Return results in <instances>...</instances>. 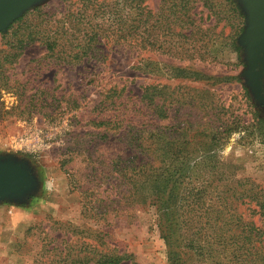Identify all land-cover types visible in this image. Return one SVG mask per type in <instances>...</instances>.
<instances>
[{
  "label": "rangeland",
  "instance_id": "1",
  "mask_svg": "<svg viewBox=\"0 0 264 264\" xmlns=\"http://www.w3.org/2000/svg\"><path fill=\"white\" fill-rule=\"evenodd\" d=\"M92 1L45 0L14 25L18 34L26 25L57 26L53 53L36 40L5 61L12 39L0 33V76L22 91L21 108L30 98L46 101L23 119L0 120V153L27 158L39 180L27 203H0V264H85L77 261L88 252L133 257L121 264H168L149 188H139L145 175L131 176L132 163L118 159L142 151L121 137L129 129L153 131L178 122V141L184 139L179 145L195 151L171 164L185 169V182L205 180L217 165L223 180L249 178L264 186V96L257 101L243 76L245 14L237 2L241 18L225 0H104L117 3L127 25L145 21L75 58L70 39L83 41V23L101 0ZM172 1H178L175 10ZM106 19L98 15L90 22L102 20L103 27ZM175 68L177 77L169 71ZM148 84L177 92L176 102L166 100L171 118H158L153 105L140 99ZM227 127L236 129L224 132ZM217 128L215 155L202 151L204 135ZM143 193L147 199L140 204L136 198ZM253 209L238 207L245 219L264 227Z\"/></svg>",
  "mask_w": 264,
  "mask_h": 264
},
{
  "label": "trees",
  "instance_id": "2",
  "mask_svg": "<svg viewBox=\"0 0 264 264\" xmlns=\"http://www.w3.org/2000/svg\"><path fill=\"white\" fill-rule=\"evenodd\" d=\"M87 1H90V6H93L92 0ZM225 1L233 6V9L230 6L233 16H240L241 18L242 15L234 5V1ZM172 6L175 10L178 7V1H172ZM35 10L37 8L27 13H32ZM27 13L15 20L5 32H2L3 36L12 39V43H6L7 49H10L11 52L5 56V61L18 57L22 49L36 40H42L50 53L56 51L59 46V39L56 35L57 26L52 29L51 25L47 27L44 25L41 30L36 29V25L33 27L26 25L24 33H17L18 28L14 25L24 21ZM140 14L141 11L138 16ZM98 15L101 17L107 15L108 25L102 27V20L96 23L90 22L92 18ZM87 16H90L91 19L83 23L81 29L83 41L73 43L77 37L70 39L73 50L69 54L75 58L78 55H90L93 50L98 49L96 48L97 44L107 43L109 36L118 38V36L128 35L127 32L131 29L138 30L145 21L138 18L134 19V23L127 25V17L117 7V3L104 2V0L95 4V7H92V13L87 14ZM87 16L83 15V17ZM237 30L240 31V29ZM76 31H80V29H76ZM49 33L53 35L51 36ZM233 38L234 34L231 40ZM232 44L234 45V43ZM76 48L79 49L77 53L74 52ZM169 71L174 77L178 76V68ZM140 72L147 75L154 70L140 69ZM141 90L140 99L153 105L155 115L158 118L167 119L170 117L171 112L166 100L170 102L178 100L177 92L174 89L170 90L166 84H148L143 86ZM111 93L112 97L116 94L115 91ZM21 94L22 91L14 90L8 85L4 74H1L0 120L9 115L15 119H23L25 114H30V111L42 107L46 102L44 100L39 102L30 98L21 108L23 103ZM105 95L104 99L107 97ZM102 123L100 122V124ZM218 129L204 135L206 140L203 141L202 151L208 150L209 154H214L215 143L220 140L218 139ZM235 129L236 127L233 129L227 127L224 132H233ZM162 130L170 131L166 134ZM179 130L178 122L170 126L158 125L153 131L137 130L131 132L130 129L126 130L121 134V137L126 139L129 146L141 148L142 151L139 156L135 152L128 154L125 159L118 157L122 163L123 161L128 164L132 163L131 169L129 168L132 171L131 176L145 175L144 180H140L143 183L139 184V188H149V204L155 207L158 215V231L166 246L168 264H264V227L245 219L238 211V207L241 205H252L256 214L264 217V186L254 183L249 178L223 180L217 165L209 167L207 171L209 174L205 180L198 182L189 178L190 180L186 183L184 179L186 177L183 175L185 169L180 171V168H175L171 164L176 163L182 157L191 158L195 151L189 149L187 145L184 147L179 145L184 142V139L178 141L181 136ZM187 144L189 145L188 142ZM121 172L119 173L122 174ZM221 183L223 184L221 185ZM177 189L183 191L177 192ZM146 199V193H143L137 196L136 201L142 204ZM131 260L133 257L126 254L88 252L77 262L121 264L123 261ZM132 264L136 263L133 262Z\"/></svg>",
  "mask_w": 264,
  "mask_h": 264
},
{
  "label": "water",
  "instance_id": "3",
  "mask_svg": "<svg viewBox=\"0 0 264 264\" xmlns=\"http://www.w3.org/2000/svg\"><path fill=\"white\" fill-rule=\"evenodd\" d=\"M45 0H0V33ZM245 14L240 35L246 68L243 76L257 101L264 86V0H235ZM38 176L27 158L0 153V203H27L38 191Z\"/></svg>",
  "mask_w": 264,
  "mask_h": 264
},
{
  "label": "flooded vegetation",
  "instance_id": "4",
  "mask_svg": "<svg viewBox=\"0 0 264 264\" xmlns=\"http://www.w3.org/2000/svg\"><path fill=\"white\" fill-rule=\"evenodd\" d=\"M262 90H263V91H262V94H263V96H264V86L262 87Z\"/></svg>",
  "mask_w": 264,
  "mask_h": 264
}]
</instances>
